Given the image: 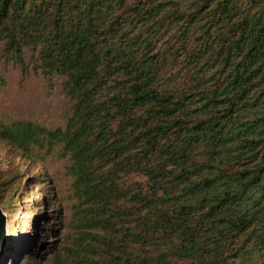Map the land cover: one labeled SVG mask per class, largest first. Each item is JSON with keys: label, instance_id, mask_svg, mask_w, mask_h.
<instances>
[{"label": "trees", "instance_id": "trees-1", "mask_svg": "<svg viewBox=\"0 0 264 264\" xmlns=\"http://www.w3.org/2000/svg\"><path fill=\"white\" fill-rule=\"evenodd\" d=\"M0 56L64 77V125L13 118L0 141L61 145L94 221L129 198L118 264H264V0H0ZM35 247L20 264L56 249Z\"/></svg>", "mask_w": 264, "mask_h": 264}, {"label": "rangeland", "instance_id": "rangeland-1", "mask_svg": "<svg viewBox=\"0 0 264 264\" xmlns=\"http://www.w3.org/2000/svg\"><path fill=\"white\" fill-rule=\"evenodd\" d=\"M162 40L167 44L174 42L170 35L163 36ZM31 55L26 50L29 61ZM63 81L60 75L48 77L34 69L24 74L20 64L6 62L0 56V123L29 118L49 128L64 125L74 103L66 96ZM182 86L180 80L174 87ZM70 165L71 158L62 154L61 145L35 147L32 153L24 154L0 141V180L6 181L11 176L17 179L12 189L10 182L3 184L6 190L17 189L12 204L6 196L0 201L8 219V238L0 264H20L23 255L37 250V242L46 240L56 249L46 255L48 260L39 256L41 264L119 263L113 256L127 238L125 231L132 227V220L126 215L131 202L128 197L116 195L101 216L104 221H94L96 215L91 207L82 205L76 196ZM139 181L145 183L146 177L130 174L123 178L127 188L135 187ZM50 214L58 217L47 223L44 220ZM54 221L63 224L54 225L55 236H47L45 227L52 226ZM245 262L258 263L260 257L255 255Z\"/></svg>", "mask_w": 264, "mask_h": 264}, {"label": "water", "instance_id": "water-1", "mask_svg": "<svg viewBox=\"0 0 264 264\" xmlns=\"http://www.w3.org/2000/svg\"><path fill=\"white\" fill-rule=\"evenodd\" d=\"M8 219L3 208L0 206V260L8 238Z\"/></svg>", "mask_w": 264, "mask_h": 264}]
</instances>
